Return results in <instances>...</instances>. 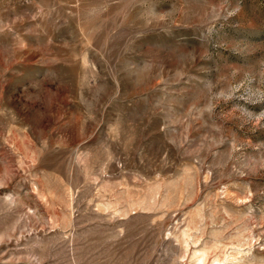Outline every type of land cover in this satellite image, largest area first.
Returning <instances> with one entry per match:
<instances>
[{
	"label": "rangeland",
	"instance_id": "obj_1",
	"mask_svg": "<svg viewBox=\"0 0 264 264\" xmlns=\"http://www.w3.org/2000/svg\"><path fill=\"white\" fill-rule=\"evenodd\" d=\"M0 264H264V0H0Z\"/></svg>",
	"mask_w": 264,
	"mask_h": 264
}]
</instances>
